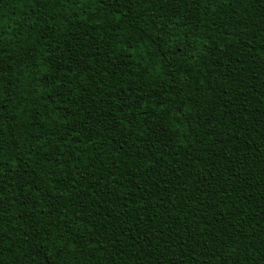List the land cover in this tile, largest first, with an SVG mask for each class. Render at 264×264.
Here are the masks:
<instances>
[{
    "label": "trees",
    "instance_id": "16d2710c",
    "mask_svg": "<svg viewBox=\"0 0 264 264\" xmlns=\"http://www.w3.org/2000/svg\"><path fill=\"white\" fill-rule=\"evenodd\" d=\"M0 264H264V0H0Z\"/></svg>",
    "mask_w": 264,
    "mask_h": 264
},
{
    "label": "snow or ice",
    "instance_id": "6c2138e0",
    "mask_svg": "<svg viewBox=\"0 0 264 264\" xmlns=\"http://www.w3.org/2000/svg\"><path fill=\"white\" fill-rule=\"evenodd\" d=\"M224 2L227 3V0H224ZM2 71H3V69L0 68V72H2ZM0 99H3L2 95H0ZM262 259H264V257H262Z\"/></svg>",
    "mask_w": 264,
    "mask_h": 264
}]
</instances>
